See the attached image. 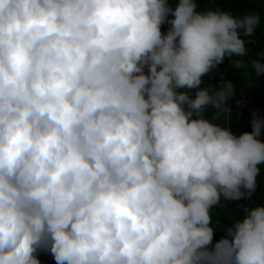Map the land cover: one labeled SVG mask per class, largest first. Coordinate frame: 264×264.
Returning a JSON list of instances; mask_svg holds the SVG:
<instances>
[{"label": "clouds", "instance_id": "clouds-1", "mask_svg": "<svg viewBox=\"0 0 264 264\" xmlns=\"http://www.w3.org/2000/svg\"><path fill=\"white\" fill-rule=\"evenodd\" d=\"M260 23L198 0H0V264H264V202L212 226L256 192L264 117L217 123L235 86L203 81L247 67Z\"/></svg>", "mask_w": 264, "mask_h": 264}, {"label": "trees", "instance_id": "trees-1", "mask_svg": "<svg viewBox=\"0 0 264 264\" xmlns=\"http://www.w3.org/2000/svg\"><path fill=\"white\" fill-rule=\"evenodd\" d=\"M201 8L223 7L231 9L235 15L246 12H259L261 23L255 33L248 39V55L240 57L247 67L237 69L233 67L228 58L224 60L212 74L203 77L204 86L211 85L214 89L220 88L225 82L232 81L235 86V95L230 97L228 103L232 107L231 113H221L216 120L239 134L242 131L251 130L253 112L264 117V74L259 77L251 68V61L264 58V7L255 6L250 0H198ZM162 32L166 33L168 25H162ZM232 59H237L233 57ZM205 117L212 119L216 113L208 108L204 112ZM261 140H264V129L261 131ZM260 175L257 177V189L251 200L225 201L212 209V226L219 228L215 231L214 239H219L225 234V229L236 218L243 214V206L264 202V165H261Z\"/></svg>", "mask_w": 264, "mask_h": 264}, {"label": "built area", "instance_id": "built-area-1", "mask_svg": "<svg viewBox=\"0 0 264 264\" xmlns=\"http://www.w3.org/2000/svg\"><path fill=\"white\" fill-rule=\"evenodd\" d=\"M38 256L41 261V264H56V261L54 260L50 252L40 251L38 253Z\"/></svg>", "mask_w": 264, "mask_h": 264}, {"label": "crops", "instance_id": "crops-1", "mask_svg": "<svg viewBox=\"0 0 264 264\" xmlns=\"http://www.w3.org/2000/svg\"><path fill=\"white\" fill-rule=\"evenodd\" d=\"M251 2H254L255 6L264 7V0H250Z\"/></svg>", "mask_w": 264, "mask_h": 264}]
</instances>
